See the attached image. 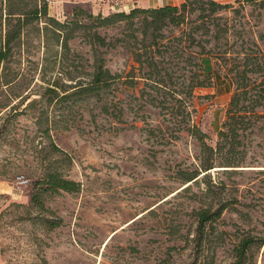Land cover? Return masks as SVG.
Instances as JSON below:
<instances>
[{"label":"rangeland","instance_id":"374dc122","mask_svg":"<svg viewBox=\"0 0 264 264\" xmlns=\"http://www.w3.org/2000/svg\"><path fill=\"white\" fill-rule=\"evenodd\" d=\"M37 1L41 7L43 0ZM116 1H48V16L62 25L48 16L25 25L20 53L0 68L2 264H264V244L259 247L257 239L238 257L246 237H264V118L243 131L229 154L232 161L222 157L228 148L215 153V166L184 190L191 182L179 180L177 171L194 169L207 153L188 130L179 129L184 115H170L179 107L171 92L150 89L143 77L133 86L132 71L149 75L145 67L139 71L127 45L133 39L126 20L98 27L95 19L130 12L108 11L107 4ZM219 1L233 4L221 13L234 25L224 39L229 60L236 51L251 49L264 62V0ZM5 3L0 0V40ZM37 21L40 29L35 30ZM47 23L57 31L44 29ZM95 31L107 45L85 38ZM162 35L164 42L175 44L180 32L170 25ZM193 49H187L184 60ZM169 55L154 78L165 76L170 87L181 90L188 73L177 67L181 58ZM98 56L120 75L118 81L97 96L61 98L76 84L91 81L87 72ZM203 63L207 72L215 69L213 58L204 56ZM253 76L260 82V74ZM232 95L221 82L197 88L186 98L192 114L182 126L195 120L216 147L220 130L227 129L223 124ZM47 170L79 182V189L43 193L42 210L30 198ZM21 174L30 180L22 188L17 183ZM12 189L21 195L14 197ZM222 206L221 216L199 233L196 211ZM53 220L59 225L51 226Z\"/></svg>","mask_w":264,"mask_h":264},{"label":"trees","instance_id":"16d2710c","mask_svg":"<svg viewBox=\"0 0 264 264\" xmlns=\"http://www.w3.org/2000/svg\"><path fill=\"white\" fill-rule=\"evenodd\" d=\"M23 1L25 0H5V12L3 11L2 16L3 14L5 15L6 28L0 40V68L3 67V69L7 68L13 57L20 53L26 36L25 25L35 20L39 21L41 16H48L49 14V3L47 0H43L41 7L37 0H32L34 4L30 8L16 5V3ZM229 7H233V4L222 3L219 0H184L180 5L136 6L130 12H115L108 16L98 14L95 17L98 27L126 20L129 28L128 36L133 39V42H127V45L136 57V62L140 63L139 71H143L145 67L148 72H144V75H149L148 77L139 76L132 71L133 74L130 75L133 78L130 80L133 86L136 87L139 83V78L143 77L147 79L145 83L150 89H164L171 92L177 102H179V107L177 110L173 108L170 115L183 114L184 117L179 120V129L188 130L190 135L196 138L204 147L207 155L196 163L194 169L180 168L177 171L179 180L191 182L183 188L184 190H188L194 182L200 179L199 176L202 171H208L215 166V158L213 157L215 153L228 148L226 153H224L226 155L222 157H225L229 162L232 161V157L229 154L236 148L235 144L240 143L239 138L243 137V131L264 118V62L261 60L262 58L251 49L250 51H236V56L231 58V61L227 57V53L231 51L225 48L228 41L224 42V39L227 40L228 34L234 25L230 24V17H226L221 13L223 9ZM233 10L234 12L239 11L238 8ZM88 16L92 17L93 14L91 13ZM48 19L56 25H62L61 22L51 16H48ZM187 20L191 23L190 27L187 26ZM38 21L34 26L35 30L39 28L37 26ZM170 25L173 26V29L180 32V35L175 37V41H177L175 44H168V42L163 40L162 31ZM79 26L87 28V24L79 23ZM49 28L54 29V31L58 29L53 24L51 26V23L45 24L44 29L48 30ZM70 37L69 33L64 35V46L67 47ZM89 37L99 40L101 46L107 45L106 38L99 32L95 31L91 36L90 34H85V38L89 39ZM187 42H189L188 46L186 45ZM190 46H193L194 49L189 52L191 56L184 60L183 56ZM171 53L181 58L177 62V67L188 73L186 79L181 82V90L177 87H170L171 80H168L165 76L154 78L156 77L155 75H159L164 69L161 65ZM204 56H209L215 60L216 66L213 71H206L203 63ZM188 66L189 69H187ZM87 74L91 76L89 83L76 84L73 87L75 88L74 90L67 92L61 98H82L84 95L92 94L97 96L102 90L117 82L120 77L119 74L111 71L101 56L94 59L92 70L87 72ZM255 74H260V82H258L257 77L253 76ZM219 82L226 85L229 91L233 90V95L229 100L227 120L223 124L227 129L220 130L219 141L217 146L214 147L207 142L208 134L199 127L195 120L189 126H182V123H189L192 114V110H190L192 104L186 98L189 97L191 99L197 88L211 87ZM180 94H184L185 97L180 96ZM182 104H185L183 109L181 108ZM174 137L179 138L180 136ZM37 183L40 186L32 193L30 201L31 204L40 206L42 210L44 207L43 193L60 190L76 192L79 189V182L67 179L59 172L53 170H47L43 176L38 178ZM224 209L225 206L213 212L209 208L196 211L198 232L204 233L206 223L220 217ZM50 223L51 226L59 225V222L54 220L50 221ZM256 239L259 247L264 244V237L257 236L255 238L251 235L248 236L242 241V248L239 250L238 257L242 258L246 249ZM238 264L243 263L238 262Z\"/></svg>","mask_w":264,"mask_h":264},{"label":"crops","instance_id":"0c3cea01","mask_svg":"<svg viewBox=\"0 0 264 264\" xmlns=\"http://www.w3.org/2000/svg\"><path fill=\"white\" fill-rule=\"evenodd\" d=\"M51 1V0H48ZM64 2L68 1H75L77 3H91L96 0H63ZM180 0H117L114 3L107 4L108 6V11L111 9L117 10V9H123V10H131L132 8L139 6V7H159V6H164V5H169L170 3H177ZM121 2V3H120ZM106 8V7H105ZM105 11V10H104ZM12 195L14 197L20 196L21 194L18 191H14L12 189ZM0 264H2L1 261V256H0Z\"/></svg>","mask_w":264,"mask_h":264},{"label":"built area","instance_id":"2783aa9c","mask_svg":"<svg viewBox=\"0 0 264 264\" xmlns=\"http://www.w3.org/2000/svg\"><path fill=\"white\" fill-rule=\"evenodd\" d=\"M29 178H27L24 174L17 176L18 187L22 188L23 186H27L29 184Z\"/></svg>","mask_w":264,"mask_h":264}]
</instances>
